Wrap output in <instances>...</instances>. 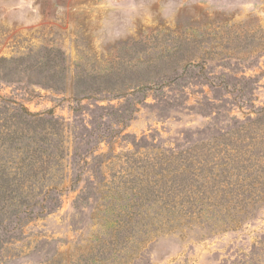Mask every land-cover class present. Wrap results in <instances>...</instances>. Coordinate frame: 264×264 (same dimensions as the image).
I'll list each match as a JSON object with an SVG mask.
<instances>
[{"label": "rangeland", "instance_id": "obj_1", "mask_svg": "<svg viewBox=\"0 0 264 264\" xmlns=\"http://www.w3.org/2000/svg\"><path fill=\"white\" fill-rule=\"evenodd\" d=\"M0 264H264V0H0Z\"/></svg>", "mask_w": 264, "mask_h": 264}]
</instances>
